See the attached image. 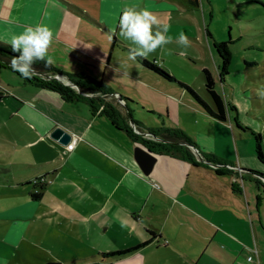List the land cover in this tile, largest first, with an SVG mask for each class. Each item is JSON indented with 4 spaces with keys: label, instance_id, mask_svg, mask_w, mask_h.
<instances>
[{
    "label": "crops",
    "instance_id": "0c3cea01",
    "mask_svg": "<svg viewBox=\"0 0 264 264\" xmlns=\"http://www.w3.org/2000/svg\"><path fill=\"white\" fill-rule=\"evenodd\" d=\"M177 1L186 11L199 10L200 0H0V44L10 46L5 41L26 26H49L54 32L48 50L52 66L104 84L130 110L133 100L109 85L110 79L123 74L124 54L130 56L128 40L119 35L120 17L125 8H147L168 25L173 14L185 10ZM136 60L157 87L176 86L199 108L181 87L151 70L148 62L160 67L158 58ZM0 83V142L20 147L26 159L0 163V181L34 190V179L46 182L39 199L30 192L32 201L5 218L34 219L27 211L49 195L55 205L53 217L77 221L79 233L91 236L99 246L98 253L85 258L97 264H248L249 256L253 264H264V225L254 228L252 203L244 199L238 182L231 189L234 203L225 204L206 191L221 178L214 166L218 163L194 155L205 163L194 165L154 153L157 161L147 176L135 158V147L142 144L133 142L100 109L93 113L85 102L64 101L1 65ZM137 123L139 132L166 128ZM58 127L79 138L73 150L51 137ZM197 146L201 155L214 158V152ZM201 177L208 179L203 182ZM142 243L146 244L124 255L102 256Z\"/></svg>",
    "mask_w": 264,
    "mask_h": 264
},
{
    "label": "rangeland",
    "instance_id": "374dc122",
    "mask_svg": "<svg viewBox=\"0 0 264 264\" xmlns=\"http://www.w3.org/2000/svg\"><path fill=\"white\" fill-rule=\"evenodd\" d=\"M176 3L185 10L173 14L168 21L166 36L172 42L144 58L150 62L158 58L161 68L190 85L211 103L203 73V69L208 68L216 78L217 91L235 107L236 111L228 112V121L223 123L211 118L176 86L166 89L157 87L148 71L136 59L132 60L125 54L123 74L117 79H110L109 85L133 100L129 108L134 121L142 122L149 128L164 126L180 129L201 148L214 152L213 159L218 162L214 166L222 175L215 178L219 180H214L217 184L213 189L206 187L207 193L213 192L216 199L229 204L236 197L231 191L232 184L235 186L238 182L244 199L252 203L254 228L260 229L264 225V179L256 176V172L262 170V164L257 159L253 133L264 135V0H200L199 10L190 11H186L182 2ZM181 32L188 36L189 47L177 43ZM228 40H231L227 45L230 52L229 74L221 82V60L214 47L216 43ZM127 42L129 47H134L130 41ZM60 80L64 84L68 82L64 76ZM105 99L131 123L126 101L116 93H110ZM235 120L244 130L237 128ZM131 125L135 133L139 132L134 124ZM151 140L158 142L157 139ZM189 148L193 155L199 156L198 146ZM20 149L0 142V163L10 164L17 158L26 160L20 155ZM18 176L15 175V179ZM207 179L199 178L203 182ZM35 182L45 180L34 179L33 185ZM228 183L230 193L226 194ZM30 192L38 194L41 190L38 186L34 190L0 181V264H49L59 261L61 264H97L85 258L98 253L99 246L91 242V236L79 233L77 221L73 224L69 219L53 217L51 212L55 205L49 195L35 202L27 211L26 214H31L34 219L9 220L4 217L15 213L18 206L30 203Z\"/></svg>",
    "mask_w": 264,
    "mask_h": 264
},
{
    "label": "trees",
    "instance_id": "16d2710c",
    "mask_svg": "<svg viewBox=\"0 0 264 264\" xmlns=\"http://www.w3.org/2000/svg\"><path fill=\"white\" fill-rule=\"evenodd\" d=\"M192 2V1H191ZM195 3L194 1L192 2ZM209 36L211 34L208 32ZM231 43V40L223 41L215 44V51L217 55L220 57V81L224 82L225 77L228 76L229 70L228 65L230 62V52L228 51L227 45ZM16 53H13L10 46L1 45L0 44V65L4 67L11 68V60ZM248 64L247 62H245ZM149 66L153 72L164 78L169 82H173L179 87L183 89V91L195 101V103L203 110L207 115H209L214 120L219 122L226 123L228 121V112L236 111L235 107L232 106L229 102L225 100L220 92L216 89V78L212 74V72L204 68L203 73L205 75V87L209 97L211 99V103L204 100L190 85L181 82L176 79L174 75L169 74L164 69L157 67L154 63H149ZM34 68L36 70V74L31 79H25L24 81L27 84H31L33 86L49 89L56 92L64 101L73 102V101H81L85 102L89 105L91 111L93 113L97 112L99 109L101 113L105 115L107 118L111 120V122L121 131L125 132L129 138L135 142L140 143L145 146L147 149L152 151L153 153L159 155H170L180 157L184 160H187L194 165H205V163L199 162L196 160L195 156L191 152L189 146H196L197 144L182 130L180 129H166L162 128L157 131L148 130L149 133L155 136H160L168 141L157 142L151 139H147L137 133H135L133 126L134 124L137 128H140V124L131 120V123L127 121V119L120 113V111L108 102L105 99V96L110 93L105 88L104 84L91 80V79H83L81 76L70 75L64 73L56 69L54 66H46L44 61H36ZM12 69V68H11ZM56 75L66 76L71 80L72 83L81 87L82 92L77 91L75 88L70 85L64 84L60 80L56 79ZM92 93V94H91ZM131 116V113L129 112ZM235 125L238 129H243L242 126L235 120ZM253 137L255 139L256 144V154L257 159L262 164V170L256 172V176L260 179H264V135L262 133H253ZM202 156L208 161H212L218 163L212 157L206 156L202 154ZM218 174L222 175L221 171H217ZM35 189L38 186L42 191L45 188V182H35ZM40 194L32 193V197L34 199H39ZM146 243H142L138 246L127 248L124 250L114 251L110 253H103V257L115 256V255H124L130 253L141 246H144ZM49 264H58V263H49Z\"/></svg>",
    "mask_w": 264,
    "mask_h": 264
},
{
    "label": "clouds",
    "instance_id": "9594fccd",
    "mask_svg": "<svg viewBox=\"0 0 264 264\" xmlns=\"http://www.w3.org/2000/svg\"><path fill=\"white\" fill-rule=\"evenodd\" d=\"M169 28L147 8L137 10L134 7L125 8L119 20V35L130 41L134 47L130 49V59L135 60L137 56L146 57L158 48L171 43L170 37L166 36ZM54 32L49 26L37 24L26 26L23 32L13 34L5 42L8 43L17 55L11 60V68L18 72L23 78L31 79L36 70V61H44L46 66L54 63L53 58L48 55V50L53 43ZM177 43L183 47L190 46L188 36L181 32ZM248 264H253L249 256Z\"/></svg>",
    "mask_w": 264,
    "mask_h": 264
},
{
    "label": "water",
    "instance_id": "95a60500",
    "mask_svg": "<svg viewBox=\"0 0 264 264\" xmlns=\"http://www.w3.org/2000/svg\"><path fill=\"white\" fill-rule=\"evenodd\" d=\"M61 76L62 75H56L55 78L60 80ZM67 79H68L67 80L68 82L66 83L67 85H70L71 87L75 88L77 91L82 92V89L80 88V86L72 83L69 78H67ZM130 118H132V117H130ZM139 135H141L147 139H157L160 142L164 141L163 139H161L155 135H152L149 132H139ZM51 137L55 140H58L61 144L67 145L70 142L72 135H71V133L66 131L64 128L58 127V128L53 130V132L51 133ZM198 157L200 160H203V156L201 154H199ZM135 158H136L137 162L139 163L143 173L147 176L150 175L152 170H153V167L157 161V157L155 156V154L152 151H150L149 149L145 148L144 146L138 145L135 147ZM205 161L208 162L207 160H205Z\"/></svg>",
    "mask_w": 264,
    "mask_h": 264
},
{
    "label": "built area",
    "instance_id": "2783aa9c",
    "mask_svg": "<svg viewBox=\"0 0 264 264\" xmlns=\"http://www.w3.org/2000/svg\"><path fill=\"white\" fill-rule=\"evenodd\" d=\"M155 62H156V61H155ZM2 91H3V86L0 84V92H2ZM78 140H79V138L76 137V136H74V137L71 139V141L68 143V145H67V149H68V150H73V149L76 147Z\"/></svg>",
    "mask_w": 264,
    "mask_h": 264
}]
</instances>
